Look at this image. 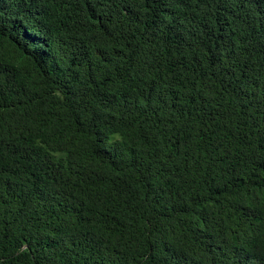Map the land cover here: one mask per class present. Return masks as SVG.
I'll list each match as a JSON object with an SVG mask.
<instances>
[{
  "label": "trees",
  "instance_id": "trees-1",
  "mask_svg": "<svg viewBox=\"0 0 264 264\" xmlns=\"http://www.w3.org/2000/svg\"><path fill=\"white\" fill-rule=\"evenodd\" d=\"M0 264H264V0H0Z\"/></svg>",
  "mask_w": 264,
  "mask_h": 264
}]
</instances>
